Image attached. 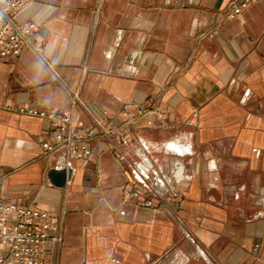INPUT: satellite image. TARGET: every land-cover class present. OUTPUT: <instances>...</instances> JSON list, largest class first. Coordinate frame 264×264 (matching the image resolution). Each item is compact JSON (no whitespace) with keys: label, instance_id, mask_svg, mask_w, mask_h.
Here are the masks:
<instances>
[{"label":"crops","instance_id":"obj_1","mask_svg":"<svg viewBox=\"0 0 264 264\" xmlns=\"http://www.w3.org/2000/svg\"><path fill=\"white\" fill-rule=\"evenodd\" d=\"M230 1L24 5L43 50L0 60V192L64 218L44 264H264V0L236 17ZM141 103L164 118L117 131ZM12 104L92 128L65 186L47 175L66 167L40 145L49 121Z\"/></svg>","mask_w":264,"mask_h":264},{"label":"built area","instance_id":"obj_2","mask_svg":"<svg viewBox=\"0 0 264 264\" xmlns=\"http://www.w3.org/2000/svg\"><path fill=\"white\" fill-rule=\"evenodd\" d=\"M33 0H0V60L17 56L23 50L29 49L36 54L43 50L42 42H34L33 37L36 23L32 20L21 22L18 16L24 5ZM254 0H231L227 14L236 17L249 7ZM77 93L71 94L72 104L77 100ZM10 110H17L26 115L38 116L49 121L43 131L41 147L44 154L53 155L62 152V161L66 167L72 157H88L93 155L91 145L92 128L81 129L75 123L72 111H59L36 105H8ZM120 113L125 117L121 126L113 125L116 113L104 112L95 120L99 127L104 122L112 123L120 131L146 118L153 123L155 118H164V113L155 103H141L136 105L132 113L127 104ZM123 143L128 138L121 137ZM61 167V166H57ZM6 171L0 167V179ZM138 187L125 189V197L138 196ZM64 218L54 214L46 208L15 202L4 197L0 192V264H44L49 246L62 244L64 240Z\"/></svg>","mask_w":264,"mask_h":264},{"label":"water","instance_id":"obj_3","mask_svg":"<svg viewBox=\"0 0 264 264\" xmlns=\"http://www.w3.org/2000/svg\"><path fill=\"white\" fill-rule=\"evenodd\" d=\"M73 170L72 165L67 167H52L49 169L47 175L55 186H65L72 179Z\"/></svg>","mask_w":264,"mask_h":264}]
</instances>
